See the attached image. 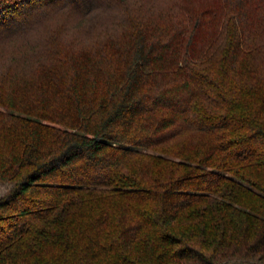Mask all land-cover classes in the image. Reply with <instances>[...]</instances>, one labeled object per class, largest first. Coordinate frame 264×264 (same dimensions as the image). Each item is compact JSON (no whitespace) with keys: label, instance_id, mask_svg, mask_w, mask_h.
Returning <instances> with one entry per match:
<instances>
[{"label":"trees","instance_id":"obj_1","mask_svg":"<svg viewBox=\"0 0 264 264\" xmlns=\"http://www.w3.org/2000/svg\"><path fill=\"white\" fill-rule=\"evenodd\" d=\"M0 0V264H264V0Z\"/></svg>","mask_w":264,"mask_h":264},{"label":"rangeland","instance_id":"obj_2","mask_svg":"<svg viewBox=\"0 0 264 264\" xmlns=\"http://www.w3.org/2000/svg\"><path fill=\"white\" fill-rule=\"evenodd\" d=\"M160 1L159 0H155L154 2H151V3L157 4ZM202 1H204V2H207L208 1V3H210V2H212L214 0H199V2H197V3L200 4V3H202ZM9 188H10V185L9 184L0 182V196L4 195L9 190Z\"/></svg>","mask_w":264,"mask_h":264},{"label":"water","instance_id":"obj_3","mask_svg":"<svg viewBox=\"0 0 264 264\" xmlns=\"http://www.w3.org/2000/svg\"><path fill=\"white\" fill-rule=\"evenodd\" d=\"M223 264H256V263H247V262H228V263H223Z\"/></svg>","mask_w":264,"mask_h":264}]
</instances>
